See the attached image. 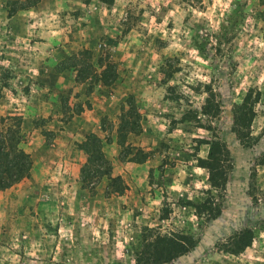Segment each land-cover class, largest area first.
I'll return each instance as SVG.
<instances>
[{
	"label": "rangeland",
	"instance_id": "obj_1",
	"mask_svg": "<svg viewBox=\"0 0 264 264\" xmlns=\"http://www.w3.org/2000/svg\"><path fill=\"white\" fill-rule=\"evenodd\" d=\"M63 40L72 44V53L50 59ZM56 76H75L78 83L60 82ZM111 78V84L103 83ZM207 85L220 107L216 115L201 112ZM249 88L261 92L250 127L258 141L252 145L243 144L232 130L235 106ZM93 91L114 99L111 114L101 117L102 139H115L120 161L148 159L149 183L146 192L126 201L127 191L114 192L110 179L97 196L100 178L84 186L80 182L85 190L77 219L87 221L95 214L111 240L105 247L96 245L94 264H133L143 226L160 233L182 231L194 240L187 253L162 264H264L262 231L240 254L217 247L233 232L264 220V164L257 163L264 152V0H113L111 5L100 0H0V117L21 118V146L31 157L52 141L53 122H66L92 105L90 99L76 97ZM31 103L34 109L35 104L45 107L38 112ZM129 106L140 114L141 130L127 134L121 146L117 129ZM194 116L216 129L230 162L216 199L220 212L209 219L196 216L186 203L201 202L208 189L207 171L197 166L195 156L205 157L208 146L197 140L211 132ZM119 160L115 170L121 168ZM87 166L92 170L99 163L92 158ZM35 199L26 197L17 208L1 211L0 264H47L46 258L23 251L24 239L17 238L24 224L1 223L4 217L29 219ZM53 207L56 217L64 216V205ZM163 209L169 211L166 219H160Z\"/></svg>",
	"mask_w": 264,
	"mask_h": 264
},
{
	"label": "crops",
	"instance_id": "obj_2",
	"mask_svg": "<svg viewBox=\"0 0 264 264\" xmlns=\"http://www.w3.org/2000/svg\"><path fill=\"white\" fill-rule=\"evenodd\" d=\"M50 39L54 41L53 36ZM71 49H73L72 44L63 40L58 50L50 55V59L67 57L72 53ZM56 77L60 82L65 80L78 83L75 81V76ZM79 84L84 85V82ZM56 88L60 90L59 87ZM73 94L76 95L74 92ZM79 97L90 99L92 105L85 107L66 122H60L57 125L53 122L50 129L55 132L54 137L51 142L44 147L41 146L40 150L32 154L30 175L21 182L10 184L0 190V215L2 210L14 209V205L17 208L19 202L26 197L36 198L37 202L32 209L35 213L30 215L29 219L26 216L15 218L11 216L4 217L1 223L10 226L24 224V231L19 233L21 238L16 236L18 240L24 239L22 240L25 246L23 251L31 256L36 255L40 259L46 258L47 264H59L57 261L67 264H94L97 255L96 245L101 244L105 247L111 241L105 237V230L97 224L98 218L95 214L93 217H88L87 221L77 219L80 207L78 199L85 190L80 186V166L84 161V154L77 148V143L82 142L86 134L90 132L104 137L106 131L101 126V117L111 114L110 107H113L114 99L113 95L97 91L80 93L76 99ZM33 105L34 103L30 104L32 109H34ZM40 105L39 109V106L35 104L34 110L38 112L43 110L45 104ZM103 140L105 142V139ZM103 152L106 159L112 163V174L120 175L128 186L126 190L128 194L124 195L126 201L148 190V159L140 162L127 157L120 161L115 139L105 142ZM117 160L121 164L120 170H115L114 167ZM40 162H48V166L45 167ZM54 164L61 168L53 167ZM108 180L107 175L100 177V187L96 188L98 190L95 196L102 192ZM103 199L105 206L107 198L103 197ZM58 201L64 207L53 204ZM54 205L57 207L56 210L62 207L63 217L55 216L57 211H54ZM23 206L24 204H20L21 209ZM95 209L97 210V207ZM100 220L103 221L102 218ZM82 222H86L84 226H80Z\"/></svg>",
	"mask_w": 264,
	"mask_h": 264
},
{
	"label": "trees",
	"instance_id": "obj_3",
	"mask_svg": "<svg viewBox=\"0 0 264 264\" xmlns=\"http://www.w3.org/2000/svg\"><path fill=\"white\" fill-rule=\"evenodd\" d=\"M106 5H111L113 0H100ZM39 2V0H36ZM34 5V4H33ZM77 80H83L84 77L76 76ZM103 81L109 85L114 78ZM209 95L201 107L203 114L216 115L219 110V104L213 101V92L209 85L207 90ZM261 92L254 88H249L242 101L236 104L234 109L232 130L243 144L252 145L258 141V137L251 133V122L255 116V104L259 101ZM131 105V103H130ZM199 122L200 127L208 129L211 134L207 139H198L197 143L207 144L208 149L205 157L195 156L198 167L207 171L208 189L205 190L206 196L201 202L187 201L194 209V214L202 218L215 217L219 212V205L216 202L217 195H221L227 179V172L230 168V162L227 157V149L218 135L216 129L200 122V118L194 116ZM140 114L130 107L121 114L117 135L119 144L123 146L126 143V137L129 133H138L140 127ZM21 118L19 116H1L0 117V190L8 185L22 180L30 175L32 167V157L22 146L23 135L21 132ZM110 138L106 137L105 142ZM104 140L95 132L86 134L82 142L77 143V148L83 152L85 162L81 167V182L84 185L89 179L100 178L107 175L110 179L108 186L114 189V192L122 194L128 186L120 175H112L110 162L104 156ZM95 158L99 163V168L91 170L87 163ZM133 161L135 158H130ZM141 162V161H140ZM258 164H264V152L257 157ZM169 211L162 210L160 219H166ZM264 232V220L257 221L254 226H244L241 229L228 235L224 240L217 242V247L226 253L234 255L240 254L247 247L251 246L256 232ZM194 245L191 235L182 231H173L169 233H160L155 228L143 226L141 237V248L134 253L133 264H162L174 259L177 256L187 253Z\"/></svg>",
	"mask_w": 264,
	"mask_h": 264
}]
</instances>
